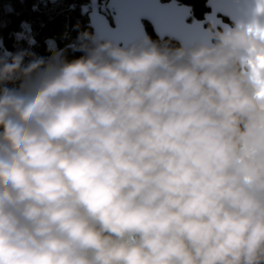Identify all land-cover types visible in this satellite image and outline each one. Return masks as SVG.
Instances as JSON below:
<instances>
[{"label":"clouds","instance_id":"obj_1","mask_svg":"<svg viewBox=\"0 0 264 264\" xmlns=\"http://www.w3.org/2000/svg\"><path fill=\"white\" fill-rule=\"evenodd\" d=\"M256 29L0 53V264H264Z\"/></svg>","mask_w":264,"mask_h":264},{"label":"water","instance_id":"obj_2","mask_svg":"<svg viewBox=\"0 0 264 264\" xmlns=\"http://www.w3.org/2000/svg\"><path fill=\"white\" fill-rule=\"evenodd\" d=\"M101 1L106 13L88 12L89 25L100 42L108 40L122 47L149 38L145 25L159 41H173L179 48L215 43L207 32L209 21L217 31L237 25L264 26V11L257 14L260 0H207L208 12L201 20H192V8L176 0Z\"/></svg>","mask_w":264,"mask_h":264},{"label":"trees","instance_id":"obj_3","mask_svg":"<svg viewBox=\"0 0 264 264\" xmlns=\"http://www.w3.org/2000/svg\"><path fill=\"white\" fill-rule=\"evenodd\" d=\"M176 1L192 8V20H201L208 12L205 7L207 0ZM90 5L91 0H0V53L4 50L15 53L20 49H29L28 39L34 38L35 44L29 50L36 56H46L45 42L51 39L57 50H63L65 61L79 58L84 53L73 51L67 45L75 41L79 32L86 30L95 34L87 18L89 11H84ZM22 24L27 28H22ZM145 29L157 46L179 48L173 41H159L148 25H145ZM18 33L22 36L18 37Z\"/></svg>","mask_w":264,"mask_h":264},{"label":"snow or ice","instance_id":"obj_4","mask_svg":"<svg viewBox=\"0 0 264 264\" xmlns=\"http://www.w3.org/2000/svg\"><path fill=\"white\" fill-rule=\"evenodd\" d=\"M260 2L262 4H264V0H260ZM258 11H264V8L258 9ZM249 31L251 32V31H253V29L250 27ZM256 32L261 38H264V30L256 29ZM249 65L252 68V71L254 74L257 73V69L264 70V56L258 57L257 62H255V63L252 61H249ZM259 96L264 98V86H262V88L259 92Z\"/></svg>","mask_w":264,"mask_h":264},{"label":"rangeland","instance_id":"obj_5","mask_svg":"<svg viewBox=\"0 0 264 264\" xmlns=\"http://www.w3.org/2000/svg\"><path fill=\"white\" fill-rule=\"evenodd\" d=\"M85 12H95V13H106L105 2L101 0H91V5L84 8Z\"/></svg>","mask_w":264,"mask_h":264}]
</instances>
